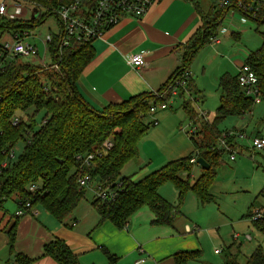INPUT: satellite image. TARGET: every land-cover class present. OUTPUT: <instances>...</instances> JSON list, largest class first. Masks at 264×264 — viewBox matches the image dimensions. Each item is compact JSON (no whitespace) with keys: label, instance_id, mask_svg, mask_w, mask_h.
Listing matches in <instances>:
<instances>
[{"label":"trees","instance_id":"16d2710c","mask_svg":"<svg viewBox=\"0 0 264 264\" xmlns=\"http://www.w3.org/2000/svg\"><path fill=\"white\" fill-rule=\"evenodd\" d=\"M41 8L40 14L27 21L0 20V40L10 31L29 29L41 24L47 16L53 15L52 8L69 0H32ZM201 20V26L183 45L182 67L175 70L160 88L182 69L188 68L193 57L204 45L210 43L219 31L221 20L236 2L248 7L264 6L260 0H231L227 6L212 0L207 11L199 6V0H190ZM42 10L44 12H42ZM257 28L264 19L256 18ZM1 47V45H0ZM2 51V49H0ZM49 62L43 66L40 61L20 56L7 58L6 51L0 55V199L14 202L29 200L33 205L47 211L58 222L64 221L84 198L85 187L79 186L80 173L90 176L94 187L105 188L121 184L114 200L100 201L97 196L91 205L98 214L99 222L109 220L116 227L123 228L128 219L141 207H147L153 214L154 225H172L187 193H193L200 204L214 200L209 188L216 175V168L223 153L216 147L223 133L219 124L227 117H239L252 110L253 98L245 97L237 74L222 73L218 79L219 104L211 122H200L195 137L189 136L192 150L185 156L169 160L158 169L131 180L122 171L131 161L139 158V142L147 134L148 126L157 120L146 121L149 103L153 93L130 96L117 103L108 104L100 111L93 109L77 92L75 83L87 63L94 55L91 43H72L61 46L58 38L48 42ZM244 63L257 77L258 95L264 102V36L260 46L248 53ZM56 64L57 68H52ZM188 82V81H187ZM159 89V90H160ZM182 109L189 120L196 111L189 99L182 102ZM42 112L39 125L34 124L36 113ZM106 146L104 143H108ZM229 143L230 140H228ZM21 151L17 158L11 156L17 144ZM232 145V144H231ZM234 147V146H233ZM104 148V150H103ZM92 153L88 163L81 159ZM201 157L209 165L201 168L191 159ZM194 165L201 173L192 180ZM80 166V167H79ZM98 178L99 180H96ZM164 183L172 184L177 190V202L172 204L158 193ZM36 184L34 191L28 185ZM259 195H264V188ZM252 204L247 217L253 227L264 236V218L251 221ZM4 215V214H3ZM22 217H8L4 228L7 246L12 256L10 264H32L36 259L49 257L56 264H78L77 255L64 240L54 237L43 245L37 258H30L14 249L16 226ZM198 251L179 252L173 255L177 263H184L199 255ZM109 260H113L108 255ZM246 264H264V251L256 246L246 258Z\"/></svg>","mask_w":264,"mask_h":264},{"label":"crops","instance_id":"0c3cea01","mask_svg":"<svg viewBox=\"0 0 264 264\" xmlns=\"http://www.w3.org/2000/svg\"><path fill=\"white\" fill-rule=\"evenodd\" d=\"M210 1L212 2V0ZM200 2L202 1H199V6L201 7ZM202 10L207 11L208 8L203 7ZM230 11L234 12L235 9L230 7L227 14ZM200 26L201 20L195 10L194 4L190 0H158L150 6L142 18L123 19L120 23L91 42L94 55L83 68L75 83L77 92L93 109L100 111L108 104L120 103L130 96L158 91L175 70L182 67L183 45ZM227 32L221 35L225 36L229 34L230 38L238 39V30ZM217 36L219 37V34ZM209 44L213 47L218 46V49L211 52V55L206 60V64L211 65L213 61L218 59L220 51H228V65H222L220 62L221 71L219 72L226 70V73L237 74L248 53L236 49L235 46L231 47L233 42L229 38L221 40L219 37L217 43L210 42L206 45ZM228 46H230V50L227 49ZM135 53H143L144 56L145 64L139 68L132 67L127 63V60ZM235 68V73H231ZM187 70L190 71L191 76L187 80L186 94L190 96L189 99H191L192 95L199 99V102L195 103L194 97L192 98L194 105L198 106L200 101H204V94L206 93L198 85H195L190 65ZM216 92L218 94V91ZM180 93L176 97L179 100L181 99L182 103L186 100L184 99L186 94ZM258 98H260L259 95L254 98L251 111L239 117H231L239 118V120H231L232 127L228 132L238 131L244 132L247 135L245 138H239L234 135L228 138L237 150V153L240 151V148L255 151L247 147L249 146L250 137L264 138V128L262 127L261 131H259V126H257L258 122L260 123V120L263 121V119H261L262 117H258L257 119L254 117V105H257L255 101ZM194 105L192 106L196 114L199 110L206 112V117L200 118V122L212 121L214 113L213 117L210 118L209 112L202 109L203 105L199 109H197L198 107H194ZM256 151L264 153V150ZM159 156L160 154L155 157V162L159 160ZM151 160L153 161L152 158ZM221 163L222 161L218 167ZM140 164L137 163L138 166ZM254 166L256 167L249 165L247 168V172L252 171L249 173V177L251 178L248 177L246 181L249 182L255 179V186L252 184V181L246 185L243 183L239 186L232 183V179L227 178L223 187H218V184H215L214 181L217 175L216 172L209 191L212 194L215 190L223 195H232L233 192L243 190L247 192L249 198H251L250 205L246 212L234 223H239L240 227L246 228L243 232L249 233L250 227L256 238L259 239L264 238V236L245 217L252 204H259L260 206L263 203L259 193L264 188V162L261 160L259 163L256 162ZM243 167L244 165L241 162L236 164L229 171L231 177L232 175L235 177L236 172L241 171ZM125 176L128 175L125 174ZM165 187V183L162 184L158 188V192L162 197L164 196L163 198L173 204L170 200H174V191L176 190L172 186L173 190H171L173 193L169 195L168 191L170 190H166ZM187 203L189 205L188 209L186 208ZM192 204H195L197 208L199 207V201L196 196L194 194L191 196L190 193H187L181 204L180 211L176 212L174 216L172 225L152 224L153 214L147 207H141L131 215L123 228L116 227L109 220L99 222L98 214L92 205L89 210V218H80L71 213L72 215L70 214L69 217L59 222L58 225L48 222L45 225L42 221L35 220L36 218L24 216L17 222L15 248L17 252H21L30 258H37L43 251V245L54 237H58L64 240L73 253L77 255L78 264H246V258L255 247L252 250H248L250 252L247 253L248 256H245V254L240 256L242 243L241 240L240 242L238 241L242 237L235 240L232 237L233 234L230 238L229 235L222 236L219 232L213 230H210L211 235L218 239L220 248H215L216 242L211 246L208 245L206 238L207 227L203 226L204 218L192 214ZM4 218L5 216L0 214V250L7 246V235L1 229V223ZM73 222L74 225H72ZM231 222V219L223 216L219 219L217 225H230ZM186 226L190 227L191 230L186 231ZM31 234L34 240L29 238ZM20 236H25L27 240L26 245H19L18 238ZM215 250H218V252ZM187 251H198L200 253L194 259H188L184 263H177L173 255ZM108 255L113 257L112 261L108 259ZM139 259H143V262L137 263ZM0 264H7L2 257H0ZM32 264L56 263L49 257H43L36 259Z\"/></svg>","mask_w":264,"mask_h":264},{"label":"rangeland","instance_id":"374dc122","mask_svg":"<svg viewBox=\"0 0 264 264\" xmlns=\"http://www.w3.org/2000/svg\"><path fill=\"white\" fill-rule=\"evenodd\" d=\"M201 7L208 8L211 4L210 0H199ZM210 3V4H209ZM42 12H44L42 10ZM234 13V12H233ZM232 12L230 11L228 13L229 16H231ZM233 19L240 20L241 16L237 12L233 14ZM246 24H248L247 29H239V37L238 39H233L229 37V34H226L225 36H222L221 33H219V37L221 40L225 38H229L233 44L232 46H235L236 49H240L241 51H245L247 53H250L254 50H256L262 41V37L264 36V23L259 25L257 28V24L255 21H252L250 19H246ZM222 27H226L228 29L227 24L223 23ZM59 31V21L56 18L55 15H49L46 17V19L39 24L38 26L34 27L32 30H30V33L28 36H26L25 41L34 44L37 47L38 50V57H36L37 61L44 60L47 62L48 55L43 58L44 55V44L43 40H49L55 38L56 34ZM230 31H235L232 28L228 29L229 33ZM217 34V35H218ZM215 49H218L217 47H213L212 45H206L204 48H202L194 57L190 64V69L192 72V76L194 79L195 85H198V87L205 91L206 94H204L205 98L204 101H200L199 105H194V102L192 98L194 95L191 96V99L189 95H185L184 99H189L191 104L194 105V107H199L209 112V117H213V113L215 111L216 106L218 105V94H217V82L219 75L224 73L226 70L221 71L220 69V62L222 65H228V57L227 53L228 51L224 52L223 50L220 51V57L213 61V63L206 64L207 58L211 55V52H213ZM220 49V48H219ZM228 50H230V46L227 47ZM232 49V48H231ZM235 70L231 71V73H235ZM220 73V74H219ZM195 98V97H194ZM175 100V102H174ZM170 103V106L167 107L164 110L157 111L154 114H150L146 121L150 120H157L156 124L152 125L150 124L148 126L147 134L141 139L139 142V158L131 161L128 163L125 168L123 169L122 173L125 175H128L131 177V180H136L138 177L145 175L155 169H158L163 164H165L168 159H177L182 156H184L187 152H189L192 148V142L189 138L190 133L188 132L190 129V121L187 118V116L184 113V110L181 107V99L179 100L177 97ZM254 105V117L256 119L259 117L262 120H260V123L258 122V130L261 131V128H264V102L262 99L258 98L255 101ZM42 112H38L34 116V124L37 127L41 121ZM231 120H239V118H226L219 124V129L222 131H226L231 129L232 123ZM195 121L199 126L201 125L200 121H198L195 118ZM203 122V121H201ZM195 137V135H193ZM250 140L249 139V146L250 148ZM219 141V140H218ZM218 143V142H217ZM248 144V142H247ZM251 149V148H250ZM14 159L17 158L18 154L21 151V144H17L15 148L12 150ZM160 154L159 160L155 162V157ZM153 159V161L151 160ZM264 153L262 151H250L249 149H241L237 153V158L234 161L228 160L227 156L224 154L222 157V163L217 168V175L215 178V184H218V187H223V184H225V181L227 178L232 179V183L241 186V184H247L252 181V184L255 186V179L250 180L249 182L246 181V179L249 177V173L247 172V168L250 166H254L256 162H264ZM242 163L244 167L241 171H237L235 174V177L230 175L229 171L232 170L233 167L236 166L238 163ZM137 163H141L139 166ZM148 170V172H147ZM246 170V171H245ZM201 170L198 165H194L193 167V173H192V180L195 181L196 178L200 175ZM251 178V177H249ZM165 188L168 191L169 195H172L173 193V185L170 183H165ZM173 186V187H172ZM160 187V186H159ZM164 188V189H165ZM172 189V190H171ZM175 189V187H174ZM159 190V189H158ZM176 190V189H175ZM94 189V184L89 183L85 186V193L84 198L79 202L77 207L72 211L73 215H76L80 218H89L90 208H91V201L95 198L96 193ZM175 192V198L174 200H170L175 205L177 202V190ZM159 193V192H158ZM191 196H193V193L189 192ZM214 200L212 202L203 204L199 203V207L195 204H192L191 206V212L194 215L201 216L204 218V227H207L206 232V238L208 245H213L214 242L215 248H220V244L218 243V239L214 238L211 235V231H217L222 236L226 235L231 238V235L234 233L242 234L246 233L243 232L245 229L239 226V223L235 224L234 221L238 220L239 217L246 212L248 209L251 198H249V195L247 192L243 191H236L233 192L232 195H223L221 193H218L214 190L212 193ZM164 197V196H163ZM171 197V196H168ZM171 199V198H170ZM175 202V203H174ZM177 205L176 209L180 211L181 208ZM255 207H259V204H256ZM17 206L13 199L8 198L5 201L2 202L0 214H4L5 218L2 220V226L1 229L6 228L8 226V220L7 218L12 216L16 210ZM186 208H189L188 203L186 204ZM40 213L37 217H31L36 218L37 221H42L43 223H50V224H56L58 225L59 222L53 218L49 213L39 207ZM71 214V215H72ZM227 216L229 219L232 220L230 225H217L219 222V219L222 217ZM69 217V216H68ZM1 221V220H0ZM250 235L252 237V240L250 242L243 241V239H239L238 242L241 240V248H240V256L242 254L245 256L250 253L248 252L249 249H253L258 244H260L264 250V238L257 239L254 235L253 230L249 227ZM210 231V232H209ZM242 232V233H241ZM29 238L34 240L33 235H29ZM217 240V241H216ZM18 242L20 246H24L27 244V240L25 236H20L18 238ZM245 246V247H244ZM15 251V244H14ZM246 249V250H245ZM206 251V250H205ZM0 257L7 263L10 264L12 262V256L9 254L8 246L3 247L0 250Z\"/></svg>","mask_w":264,"mask_h":264},{"label":"built area","instance_id":"2783aa9c","mask_svg":"<svg viewBox=\"0 0 264 264\" xmlns=\"http://www.w3.org/2000/svg\"><path fill=\"white\" fill-rule=\"evenodd\" d=\"M158 0H69L66 3H61L55 8H52L51 13L56 16L59 21V31L56 34L61 46H68L72 43H91L97 37H100L107 30L112 28L126 18L140 19L142 18L150 6ZM220 5L227 6L231 4V0H217ZM264 6V0H260ZM232 5V4H231ZM235 9V13L240 14L241 19H233V13L231 16L228 14L221 20L219 33L223 34L228 31L229 28L233 30L245 29L248 27L246 19L255 21L256 18L264 19V12L260 13V7L255 8L248 7L242 2H236L232 5ZM41 12L40 6L32 0H1L0 1V20L27 22L37 17ZM225 23L228 26L222 27ZM30 33L29 29H23L21 31H10L5 37L0 40V55L2 56L3 50L6 51L7 58L14 56H20L24 59L36 60L38 57V50L34 44H30L25 41L26 36ZM219 37L216 35L211 38V43H217ZM49 40L44 39V55H48L47 44ZM49 62V57H47ZM43 66H46L47 62L40 60ZM127 63L139 68L145 64L143 53H135L127 60ZM52 68H57L56 64L52 65ZM191 76L190 71L182 69L178 74L174 75L165 86L153 92V99L149 103L148 114H154L157 111L164 110L170 106V103L174 100L176 95L180 92H187V80ZM237 79L242 88L243 95L245 97L255 98L258 96L257 77L255 73L244 62L239 67L237 72ZM181 94V93H180ZM195 103L199 102V99H193ZM206 112L199 110L190 121V135H195L199 130V124L195 121V118L199 121L200 118H205ZM238 136L239 138H245L247 135L244 132H226L223 133L219 139L216 147H218L223 154H225L228 160L233 161L236 158L237 150L228 142V138L231 136ZM108 146V143H104ZM250 148L252 150H264V138L263 137H251ZM104 150V148H103ZM13 152H11V156ZM93 154H88L85 158L81 159V164L88 163L92 159ZM196 162V158L191 159V162ZM79 166V167H80ZM81 172V171H80ZM77 177L79 186L85 187L89 184L90 176L86 173H80ZM121 186L119 183H115L113 186H107L101 188L100 186L94 187L96 190V196L100 201L114 200L117 196V190ZM29 191H34L36 184L28 185ZM263 203L252 210L251 221L264 218V195L262 196ZM2 200L0 199V210L2 206ZM17 208L12 215L13 217H37L40 213L39 206L33 205L29 200L15 202ZM74 225V222L72 223ZM194 228H196L194 226ZM191 228L186 226V231H190ZM233 239L237 240L242 237L243 241H250L252 239L249 233H234ZM218 252V250H215ZM143 262V259H139L137 263Z\"/></svg>","mask_w":264,"mask_h":264},{"label":"water","instance_id":"95a60500","mask_svg":"<svg viewBox=\"0 0 264 264\" xmlns=\"http://www.w3.org/2000/svg\"><path fill=\"white\" fill-rule=\"evenodd\" d=\"M196 163L203 169H208L209 165L205 162V160L201 157L196 158ZM96 180H99L96 178Z\"/></svg>","mask_w":264,"mask_h":264}]
</instances>
